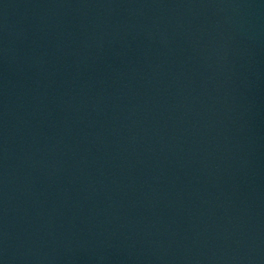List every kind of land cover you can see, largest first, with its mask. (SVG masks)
<instances>
[{
  "label": "water",
  "instance_id": "obj_1",
  "mask_svg": "<svg viewBox=\"0 0 264 264\" xmlns=\"http://www.w3.org/2000/svg\"><path fill=\"white\" fill-rule=\"evenodd\" d=\"M0 264H264V0H0Z\"/></svg>",
  "mask_w": 264,
  "mask_h": 264
}]
</instances>
